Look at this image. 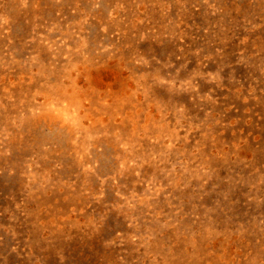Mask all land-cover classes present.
<instances>
[{
  "label": "rangeland",
  "instance_id": "374dc122",
  "mask_svg": "<svg viewBox=\"0 0 264 264\" xmlns=\"http://www.w3.org/2000/svg\"><path fill=\"white\" fill-rule=\"evenodd\" d=\"M0 264H264V0H0Z\"/></svg>",
  "mask_w": 264,
  "mask_h": 264
}]
</instances>
